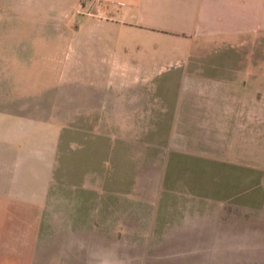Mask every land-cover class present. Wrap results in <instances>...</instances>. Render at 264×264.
Masks as SVG:
<instances>
[{
	"label": "crops",
	"instance_id": "obj_1",
	"mask_svg": "<svg viewBox=\"0 0 264 264\" xmlns=\"http://www.w3.org/2000/svg\"><path fill=\"white\" fill-rule=\"evenodd\" d=\"M98 1L0 40V264H264V0Z\"/></svg>",
	"mask_w": 264,
	"mask_h": 264
},
{
	"label": "rangeland",
	"instance_id": "obj_2",
	"mask_svg": "<svg viewBox=\"0 0 264 264\" xmlns=\"http://www.w3.org/2000/svg\"><path fill=\"white\" fill-rule=\"evenodd\" d=\"M18 4L19 0H0V11L3 12V19L0 23L2 25L0 29V40L16 42L31 38L29 24L21 23V25L18 18L14 19L19 8ZM9 26L14 28L10 30Z\"/></svg>",
	"mask_w": 264,
	"mask_h": 264
},
{
	"label": "built area",
	"instance_id": "obj_3",
	"mask_svg": "<svg viewBox=\"0 0 264 264\" xmlns=\"http://www.w3.org/2000/svg\"><path fill=\"white\" fill-rule=\"evenodd\" d=\"M102 3L98 0H88V2H82L79 8L80 12H86L90 14L101 13Z\"/></svg>",
	"mask_w": 264,
	"mask_h": 264
}]
</instances>
